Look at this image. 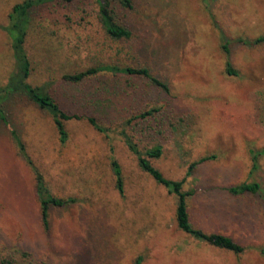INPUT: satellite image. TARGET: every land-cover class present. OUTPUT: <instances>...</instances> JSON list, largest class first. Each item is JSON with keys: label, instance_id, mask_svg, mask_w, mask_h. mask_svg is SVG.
I'll use <instances>...</instances> for the list:
<instances>
[{"label": "rangeland", "instance_id": "obj_1", "mask_svg": "<svg viewBox=\"0 0 264 264\" xmlns=\"http://www.w3.org/2000/svg\"><path fill=\"white\" fill-rule=\"evenodd\" d=\"M21 1L0 0V85L14 70L3 26ZM131 1V7L113 1L117 21L132 33L121 40L99 21L97 0H54L32 12L28 81L47 84L63 110L83 118L66 122L69 139L62 142L51 115L35 104L20 101L13 117L51 191L75 200L53 207L44 229L35 174L0 122V264H264L263 195L228 190L259 182L264 194V41H243L264 36V0ZM101 65L148 67L169 90L111 71L80 82L64 78ZM128 139L143 156L161 146V156L149 159L174 180L213 155L183 185L194 191L190 218L231 236L244 251L179 229L177 196L143 170Z\"/></svg>", "mask_w": 264, "mask_h": 264}, {"label": "trees", "instance_id": "obj_2", "mask_svg": "<svg viewBox=\"0 0 264 264\" xmlns=\"http://www.w3.org/2000/svg\"><path fill=\"white\" fill-rule=\"evenodd\" d=\"M54 0H23L16 3L9 13V23L3 28L7 31L11 39L12 55L14 58V70L8 77L5 84L0 85V122L9 130L11 137L13 138L16 146L18 147L19 153L24 157L27 164L31 167L35 174L36 180V196L40 204L41 220L42 225L45 230L50 228V213L53 207H64L65 205L73 202L75 199L72 197H60L55 195L46 180L44 173L35 164L33 158L29 155L26 145L15 125V117L13 113L15 112L16 104L20 101H27L29 103L35 104L38 108L47 111L55 124L58 131L59 139L62 142H66L69 139V132L66 127V122L71 119H81L83 116L79 114H70L63 110L59 102L53 93L48 89V85H32L28 78L32 72V62L28 55L25 47L26 36L30 28L33 10L44 3L52 2ZM71 1V0H68ZM114 0H97L99 4V18L104 26L107 33L117 40L129 39L131 37V30L119 23L116 17V8L113 4ZM120 3L124 6L131 7V0H120ZM243 40V39H242ZM248 44L260 43L264 41V36L259 37L255 40H243ZM224 50L227 54L230 53V49L227 42L223 44ZM228 70L235 73L229 65ZM101 71H111L113 73H124L131 75H139L142 77H147L154 85L163 89V91L169 90V85L155 76L148 67L140 66H119V65H101L90 67L86 70L79 71L76 73H67L64 78L71 82H80L87 77L98 74ZM142 113V116L145 114ZM88 121L99 131H105L103 125H101L95 117H88ZM128 143L132 150H134L139 159L140 166L151 174L153 178L160 184L167 187L170 192L177 196V208H176V220L178 228L182 229L186 233L192 235L194 238L205 241L214 246L224 248L235 253H241L244 251V246L239 244L231 236L219 232H208L201 228L196 227L192 224L190 213L188 210V197L193 194L194 191L184 190L183 185L187 177L193 174L194 169L206 160L214 158L211 156H204L194 162L189 166V169L180 180H174L165 177V175L160 171L149 158H158L162 154L161 146H155L148 148L144 156L139 152L138 147H136L135 142L128 139ZM257 152L253 151V155ZM146 155V156H145ZM253 169H257V162L254 156ZM113 170L116 175V187L119 192L124 194V182L122 176V170L119 164L114 160ZM229 192L234 195L242 194H255L258 195L262 193L263 199L264 194L259 182H242L238 185L231 186L228 188ZM2 264H12L11 260L3 259Z\"/></svg>", "mask_w": 264, "mask_h": 264}]
</instances>
